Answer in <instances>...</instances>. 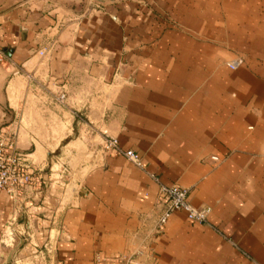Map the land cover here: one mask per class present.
<instances>
[{
    "label": "crops",
    "instance_id": "crops-1",
    "mask_svg": "<svg viewBox=\"0 0 264 264\" xmlns=\"http://www.w3.org/2000/svg\"><path fill=\"white\" fill-rule=\"evenodd\" d=\"M0 51V124L36 173L0 193V264L136 250L159 183L210 213L175 211L151 264H264V0H0Z\"/></svg>",
    "mask_w": 264,
    "mask_h": 264
},
{
    "label": "built area",
    "instance_id": "built-area-1",
    "mask_svg": "<svg viewBox=\"0 0 264 264\" xmlns=\"http://www.w3.org/2000/svg\"><path fill=\"white\" fill-rule=\"evenodd\" d=\"M4 59V53L0 51V61ZM242 59L237 57L227 62L232 69L237 68ZM66 92L61 91L55 96L58 104H64ZM103 148L105 151H114L130 160L133 164L141 167L139 155L131 150L124 149L119 145L116 137H112L104 130ZM26 154L19 151L15 146L13 133L0 126V193H5L13 200L23 195L24 192L33 188L36 173L26 162ZM213 160H218L212 156ZM65 171V169H63ZM152 178L157 181L156 176ZM188 189L178 185H164L159 183L157 210L144 219L139 229V247L131 252H124L115 257H107L99 252L93 256L95 264H151L154 259L152 244L165 230V226L175 211H183L188 220L195 223H205L210 213L209 207H194L188 201Z\"/></svg>",
    "mask_w": 264,
    "mask_h": 264
},
{
    "label": "rangeland",
    "instance_id": "rangeland-1",
    "mask_svg": "<svg viewBox=\"0 0 264 264\" xmlns=\"http://www.w3.org/2000/svg\"><path fill=\"white\" fill-rule=\"evenodd\" d=\"M36 254H38V252L29 253L27 256L23 257V259L19 260L18 262H13V264H41L40 259L35 257Z\"/></svg>",
    "mask_w": 264,
    "mask_h": 264
},
{
    "label": "water",
    "instance_id": "water-1",
    "mask_svg": "<svg viewBox=\"0 0 264 264\" xmlns=\"http://www.w3.org/2000/svg\"><path fill=\"white\" fill-rule=\"evenodd\" d=\"M4 123L0 124V126H2Z\"/></svg>",
    "mask_w": 264,
    "mask_h": 264
}]
</instances>
